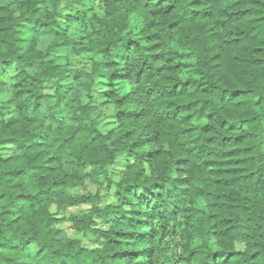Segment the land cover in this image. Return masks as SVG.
<instances>
[{
	"label": "trees",
	"instance_id": "obj_1",
	"mask_svg": "<svg viewBox=\"0 0 264 264\" xmlns=\"http://www.w3.org/2000/svg\"><path fill=\"white\" fill-rule=\"evenodd\" d=\"M0 264H264V0H0Z\"/></svg>",
	"mask_w": 264,
	"mask_h": 264
},
{
	"label": "rangeland",
	"instance_id": "obj_2",
	"mask_svg": "<svg viewBox=\"0 0 264 264\" xmlns=\"http://www.w3.org/2000/svg\"><path fill=\"white\" fill-rule=\"evenodd\" d=\"M100 11V8L98 9V12ZM81 63V62H80ZM14 76V72H11L7 75V79L8 80H11ZM53 89V88H52ZM94 187H92V185H87L86 188H83V189H75V191H87V190H90V189H93ZM89 205H83V206H77V207H70L69 208V212H84L85 210L89 209ZM67 214V213H66ZM68 216V214H67ZM60 227L66 229L65 231L67 232V234L70 236V237H79L81 234L77 233L76 231H74V229L72 228V224L67 222V221H64L60 224ZM95 244L92 243V245L90 246H94ZM161 250H162V253L166 250V246L165 245H162L161 246ZM173 246L170 247L169 250L172 249ZM175 247H173L174 249ZM161 254V253H160Z\"/></svg>",
	"mask_w": 264,
	"mask_h": 264
}]
</instances>
